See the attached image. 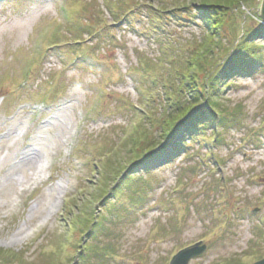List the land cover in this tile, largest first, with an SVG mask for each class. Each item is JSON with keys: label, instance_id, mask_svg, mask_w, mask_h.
<instances>
[{"label": "rangeland", "instance_id": "rangeland-1", "mask_svg": "<svg viewBox=\"0 0 264 264\" xmlns=\"http://www.w3.org/2000/svg\"><path fill=\"white\" fill-rule=\"evenodd\" d=\"M173 1L0 0V264H170L198 242L206 250L188 264L264 260V33L256 35L264 31V0L240 5L241 17L233 9L230 26L220 31L227 47L235 34L241 39L240 28L232 30L245 13L256 36L253 48L242 45L255 65H234L233 75L219 76L221 105L232 114L220 129L221 143L211 130L196 129L200 135L181 152L174 149L167 165L154 166L156 150L147 167L129 165V137L134 130L154 132L147 119L164 109L148 102L155 93L142 101L138 89H152L150 79H163L164 68L196 49L206 33L195 10L171 14ZM86 24L102 36L84 43ZM78 40L87 45L75 49ZM40 44L42 58L33 61ZM169 46L175 51L163 57ZM29 58L32 71L24 79ZM74 132L81 140L67 155L63 145ZM51 155L62 158L44 173L40 164L52 162ZM102 157L113 160L118 181L135 174L138 188L119 189L122 182L116 197L99 202L105 193H98L102 178L93 169Z\"/></svg>", "mask_w": 264, "mask_h": 264}, {"label": "trees", "instance_id": "trees-1", "mask_svg": "<svg viewBox=\"0 0 264 264\" xmlns=\"http://www.w3.org/2000/svg\"><path fill=\"white\" fill-rule=\"evenodd\" d=\"M253 1L254 0H189L190 3L186 2L183 6L182 3L184 2L180 0L173 1L174 8H171V14L173 13V15H175L177 12H182V10L179 9H185L184 6L187 10V13L185 12L186 14H192L195 10L196 12L193 18H195V16H201L204 25L203 31H205L204 29L206 28V33L201 44L196 49L189 52L184 50L185 54L179 55L174 62L172 61L173 63L170 62V65L164 68V70H167V68L169 69L161 76L163 79H159L157 82L158 85L163 86L162 90L165 89V91L160 95L157 94L156 98L153 100V105L158 101L160 105H164V109L158 116L153 115L147 119V124L150 125V122H152V128L155 129L154 132L134 130V133L130 136V138L133 139L132 143L134 146L132 147L133 152L131 153V155H133V160L129 165L133 164L135 159L142 160L145 156L150 155L151 152L157 151V148L161 150L155 154L153 161L160 162V166L166 165L171 161L174 149H180L177 153L181 152V150L185 148L188 140L193 141L195 137L200 135V133L198 134V132H196V129L198 131L205 129L211 130L209 136L212 137L216 143H221L220 129L221 127L222 129L225 127L228 120L230 121L229 117L232 114L228 113L226 108L221 105L219 99L220 93L217 90V86L221 82L219 76L230 72L233 75L234 65L235 68L237 67L238 69H240L241 66L250 67L255 65V55L247 53L246 50L242 48V45L245 43L244 45H246L245 47L248 49L249 46L253 48L256 36L251 32L253 29H250L245 23V21L249 19V15L245 13L244 19H241L242 23L240 21L238 27L232 25L234 26L232 32L240 28L241 39H238V35L235 34L236 39L234 44L230 43V46L228 45L229 47H227L228 43H223L219 35L220 31H224L230 26L228 24V18L226 21L228 14L234 9L238 16L241 17L243 11L239 10L240 5L244 6ZM166 10L167 9L163 8L162 11H160L162 15H166ZM236 13H234V16ZM185 17L186 16L181 15V21H183ZM235 17H237V15ZM159 21L162 22L164 20ZM89 29V32H92L91 28ZM232 32L230 33L231 37L233 35ZM261 32L264 33L263 30L258 29L256 35L259 36ZM222 40L229 41L230 38L228 39L224 36ZM52 41L53 36L49 43L50 45ZM222 44L225 46H222ZM247 44L249 46H247ZM174 51V47L169 46L167 49L165 48L163 57L173 54ZM171 57L174 56L171 55ZM170 71H173V73H170ZM152 108L155 110L154 107ZM207 113H210V115ZM205 135L203 134V136ZM140 143H142V145H139ZM150 159L151 156L145 160L146 163L151 162ZM114 161L120 162L118 159ZM101 167L102 172L100 177L102 179L100 185L97 186L99 189L98 193L102 194L104 192L107 195L109 187H112L118 179L116 178L118 176V168L113 160L112 162L107 160ZM123 169L122 167V172L124 173L125 171H123ZM127 175L128 176L123 180L124 183L121 184L119 189L121 187H128L130 189L135 187L138 188L137 186L140 184L136 182V180L139 181L136 176L131 174ZM125 180L130 181L125 183ZM111 183L113 184L111 185ZM117 191L113 195H115ZM90 215H94V213L92 212ZM13 255L10 253L8 256L11 258L17 257V254L15 255L13 253Z\"/></svg>", "mask_w": 264, "mask_h": 264}, {"label": "water", "instance_id": "water-1", "mask_svg": "<svg viewBox=\"0 0 264 264\" xmlns=\"http://www.w3.org/2000/svg\"><path fill=\"white\" fill-rule=\"evenodd\" d=\"M262 15L260 16L262 21H264V2L262 6ZM206 250V246H202L201 243L196 244L191 248H187L179 252L171 261L170 264H188L190 259L201 255ZM257 264H264V260Z\"/></svg>", "mask_w": 264, "mask_h": 264}]
</instances>
